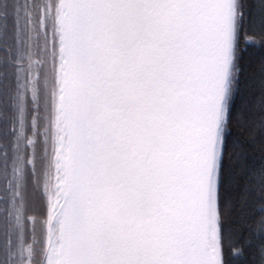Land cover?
<instances>
[{
  "label": "snow or ice",
  "instance_id": "snow-or-ice-1",
  "mask_svg": "<svg viewBox=\"0 0 264 264\" xmlns=\"http://www.w3.org/2000/svg\"><path fill=\"white\" fill-rule=\"evenodd\" d=\"M257 30L264 0H0V264H264Z\"/></svg>",
  "mask_w": 264,
  "mask_h": 264
},
{
  "label": "trees",
  "instance_id": "trees-1",
  "mask_svg": "<svg viewBox=\"0 0 264 264\" xmlns=\"http://www.w3.org/2000/svg\"><path fill=\"white\" fill-rule=\"evenodd\" d=\"M262 59H264V44H262L259 40V30H257V40L256 43L249 48V55L245 58V64L248 68L249 76L258 72L259 64ZM253 83L259 84V79L252 81ZM258 94V93H256ZM245 96H248V93L245 92ZM234 134L237 135H247V133H241L239 129H233ZM257 159H259V153L254 154ZM38 198V197H37ZM247 259V264H251V258L234 256L232 257V264H245Z\"/></svg>",
  "mask_w": 264,
  "mask_h": 264
}]
</instances>
